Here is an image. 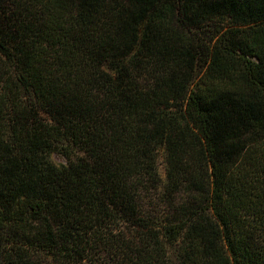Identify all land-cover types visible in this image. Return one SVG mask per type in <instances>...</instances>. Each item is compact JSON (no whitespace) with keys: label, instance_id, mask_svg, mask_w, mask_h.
<instances>
[{"label":"trees","instance_id":"1","mask_svg":"<svg viewBox=\"0 0 264 264\" xmlns=\"http://www.w3.org/2000/svg\"><path fill=\"white\" fill-rule=\"evenodd\" d=\"M0 264H264V0H0Z\"/></svg>","mask_w":264,"mask_h":264},{"label":"rangeland","instance_id":"2","mask_svg":"<svg viewBox=\"0 0 264 264\" xmlns=\"http://www.w3.org/2000/svg\"><path fill=\"white\" fill-rule=\"evenodd\" d=\"M53 161L56 163V164H65V159L62 158L61 156H58V155H54L53 156Z\"/></svg>","mask_w":264,"mask_h":264}]
</instances>
